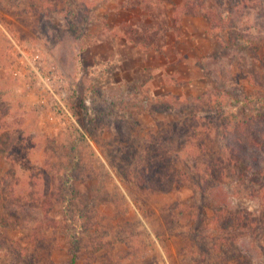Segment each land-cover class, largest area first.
<instances>
[{
	"label": "rangeland",
	"instance_id": "374dc122",
	"mask_svg": "<svg viewBox=\"0 0 264 264\" xmlns=\"http://www.w3.org/2000/svg\"><path fill=\"white\" fill-rule=\"evenodd\" d=\"M189 2L0 0V264H264V190L208 178L264 94V0Z\"/></svg>",
	"mask_w": 264,
	"mask_h": 264
},
{
	"label": "trees",
	"instance_id": "16d2710c",
	"mask_svg": "<svg viewBox=\"0 0 264 264\" xmlns=\"http://www.w3.org/2000/svg\"><path fill=\"white\" fill-rule=\"evenodd\" d=\"M196 1L197 4H193V7H190V2L188 5H176L173 14H176V17H178L172 19L174 23H177V20H180L179 18L183 14H187L192 11V8L198 7L200 10L197 11L200 12H202L201 10L207 8L204 7L205 5L203 6L202 3H199L198 0ZM238 1L241 3L244 0ZM179 6H181V9ZM76 8L79 9L80 7L78 6ZM207 9L211 10V8ZM76 101L78 103L80 102L79 99H75V103ZM81 103L82 101L80 104ZM255 105L258 106V110H254L253 112H255V114L253 115H251V112L250 114L235 116L236 120L233 122L231 120H226V122H224V120L222 121V119H220L222 122L221 127L223 138V145L221 148L222 153L217 157L216 161L218 163L215 165L217 167H208V178L211 180L222 179L225 176L226 169H229L231 174H233L238 181H242V183L247 181L258 184V193L260 190H264V94L255 99ZM191 126H195L193 127V134H195L201 126V123L199 121H195V124H192ZM203 128H205V130H209L213 127L205 125ZM186 132H188V128L186 127L185 119L184 123L183 120L180 122H174L169 128L166 140L172 144L176 143L177 135L181 139L184 137ZM209 133L210 132H208V134ZM188 138L189 136L183 139V141L185 142ZM180 139H177V142ZM201 145L203 144L201 143ZM157 149L158 148L156 146H150V150L147 152L144 162L140 163L137 185L140 188H145L150 191L165 192L174 184L182 181L179 176L182 173L180 171V173L176 172L178 170H176L174 164H172V170H170L169 173L165 171L166 174H164V176L166 175L167 179L164 180L162 172L156 169L161 168L162 166L164 167V164H161V166L158 167L154 163L156 161L155 159L159 160L153 154V152L157 151ZM167 158L169 159V156L165 154V161ZM63 209L64 216L69 215V206L64 204ZM262 218H264V215Z\"/></svg>",
	"mask_w": 264,
	"mask_h": 264
},
{
	"label": "built area",
	"instance_id": "2783aa9c",
	"mask_svg": "<svg viewBox=\"0 0 264 264\" xmlns=\"http://www.w3.org/2000/svg\"><path fill=\"white\" fill-rule=\"evenodd\" d=\"M60 105H61V107L63 108V110H64L66 113L69 114V111L67 110V108L65 107V105L62 104L61 102H60Z\"/></svg>",
	"mask_w": 264,
	"mask_h": 264
}]
</instances>
